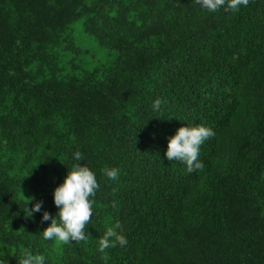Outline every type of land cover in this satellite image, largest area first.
Segmentation results:
<instances>
[{
  "label": "trees",
  "instance_id": "16d2710c",
  "mask_svg": "<svg viewBox=\"0 0 264 264\" xmlns=\"http://www.w3.org/2000/svg\"><path fill=\"white\" fill-rule=\"evenodd\" d=\"M183 126L215 132L203 170L165 158ZM76 163L100 185L87 239L46 241L50 221L26 207L55 215ZM109 228L128 243L101 253ZM25 250L46 264H264V0L215 13L0 0V256L20 264Z\"/></svg>",
  "mask_w": 264,
  "mask_h": 264
},
{
  "label": "clouds",
  "instance_id": "9594fccd",
  "mask_svg": "<svg viewBox=\"0 0 264 264\" xmlns=\"http://www.w3.org/2000/svg\"><path fill=\"white\" fill-rule=\"evenodd\" d=\"M202 9L215 13L221 8L238 11L242 6L247 7L249 0H196ZM164 103L157 98L153 102V110H159ZM215 132L205 126H183L176 130L175 134L168 138L165 158L169 161H180L187 166L189 172L203 170L204 164L200 161V150ZM75 161H84L83 154L76 152ZM105 175L110 180H117L119 170L117 168L105 169ZM100 185L96 174L86 164L76 163L71 170H67L62 182L53 190V203L57 208L55 215L42 211L41 201L32 204L27 209L28 217L35 213H42V221H50L42 231L44 240H53L61 244L79 243L87 239L85 229L93 216V197ZM30 202V201H28ZM58 214V219L54 218ZM114 237V239H113ZM128 243L124 235L116 234L109 228L104 237L100 239L98 250L104 253L106 249L126 246ZM0 256V264L7 261ZM20 264H46L43 255H35L30 250L22 253Z\"/></svg>",
  "mask_w": 264,
  "mask_h": 264
}]
</instances>
